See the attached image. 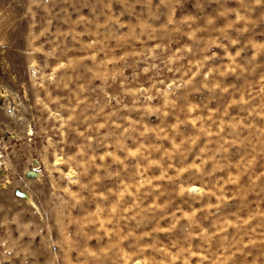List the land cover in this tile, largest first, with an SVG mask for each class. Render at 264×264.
I'll use <instances>...</instances> for the list:
<instances>
[{"label":"clouds","instance_id":"9594fccd","mask_svg":"<svg viewBox=\"0 0 264 264\" xmlns=\"http://www.w3.org/2000/svg\"><path fill=\"white\" fill-rule=\"evenodd\" d=\"M16 33L0 264H264V0H0Z\"/></svg>","mask_w":264,"mask_h":264},{"label":"rangeland","instance_id":"374dc122","mask_svg":"<svg viewBox=\"0 0 264 264\" xmlns=\"http://www.w3.org/2000/svg\"><path fill=\"white\" fill-rule=\"evenodd\" d=\"M15 36V43L0 53V142L7 141L16 146L14 162L17 165V171L24 180H29L38 174L39 167L35 160L29 162L25 146L18 144L15 139L14 129L21 122L27 123L29 117L12 83V77L19 78L23 72V58L19 51V33ZM32 75H36L35 68L32 69ZM4 174L5 169L0 168V176ZM12 195L17 199H24L27 193L22 186L18 185Z\"/></svg>","mask_w":264,"mask_h":264}]
</instances>
